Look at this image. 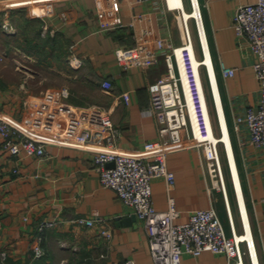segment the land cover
Segmentation results:
<instances>
[{"label":"crops","instance_id":"crops-1","mask_svg":"<svg viewBox=\"0 0 264 264\" xmlns=\"http://www.w3.org/2000/svg\"><path fill=\"white\" fill-rule=\"evenodd\" d=\"M115 1L16 0L9 8L13 30H4L11 40L6 49L14 67L7 78L0 73V116L31 121L33 133L43 135L61 132L68 112L94 106L109 112L119 129L117 144L121 150L138 152L146 140L156 138V121L143 110L149 104L148 85L166 74V62L162 55L147 69L124 67L118 62V52L134 44V35L127 24L129 9L119 10ZM250 1L253 0H198L251 228L252 249L256 250L255 263L264 264V145L248 142L243 123L235 128L236 116L259 98V83L253 69L256 57L232 26L238 5ZM183 2L185 9L192 11L188 0L189 9ZM131 8L132 12L152 13L156 28L170 37L173 46L181 44L184 22L188 23L192 17L180 21L178 12L167 9L162 0H146ZM3 13L0 6V23ZM34 19L41 29L46 28L44 35L40 29L46 43L41 45L37 30L29 39L30 47L13 42L20 36L27 39L25 28ZM2 55L5 57L6 53L0 49V59ZM44 59L49 72L62 74L59 85L35 87V81L41 83L44 79L34 67ZM21 61L25 64L21 65ZM222 63L235 67L234 75L223 76ZM17 70L21 72L19 80L16 75L13 77ZM36 77L39 79L35 80ZM104 79L111 81L110 90L101 87ZM204 84L208 86L205 74ZM62 87L69 90L67 97L60 95ZM123 92H127V99L122 98ZM46 99L57 102L51 120L40 111ZM207 101L214 133L219 135L211 91ZM45 150L46 156L42 158H18L2 149L0 137V264H110L126 258H132L136 264H154L144 223L115 191L100 184L93 150L53 141L46 142ZM201 156L199 147H187L167 156V166L175 174L171 193L180 210L176 221H186L194 209L214 205L229 232L223 193L215 179L210 180L203 170ZM223 164L227 199L235 227L241 231L239 199L225 157ZM152 201L156 209H166L163 178L152 181ZM90 218L91 225L81 221ZM41 219H55L56 223L43 233L44 254L35 258L31 245L36 223ZM181 264H229V261L224 254L205 250L197 256L183 254ZM243 264H250L247 254Z\"/></svg>","mask_w":264,"mask_h":264},{"label":"built area","instance_id":"built-area-1","mask_svg":"<svg viewBox=\"0 0 264 264\" xmlns=\"http://www.w3.org/2000/svg\"><path fill=\"white\" fill-rule=\"evenodd\" d=\"M15 1L0 0V6L4 8L3 20L0 24L5 31L13 30V25L9 20V8ZM144 1L146 0L115 1V6L119 10H122L123 7L129 9L130 19L127 24L132 28L134 35V44L123 47L118 52L117 58L124 67L139 66L147 69L159 56L164 57L167 66L166 74L148 85L149 104L143 110L144 114L154 117L157 137L146 140L138 152L123 151L117 144L119 129L113 123L109 112L91 106L78 112H68L61 132H48L43 135L33 133L31 121L26 123L18 119L0 116L2 149L18 158L46 156L45 144L47 141L68 143L93 150L94 169L98 174L100 184L115 191L117 196L131 207L134 215L144 223L149 251L154 264H181L183 254L197 256L205 250L224 254L228 258L229 264L243 263L244 256L247 254L250 264H256L254 260V257L257 259L256 250L253 253L249 240L237 235V233H246V221L240 201L242 229L238 231L227 199L222 151L219 145L222 143L213 130L204 84L205 74L217 110L220 127L218 108V99L220 102V98L218 93V97L216 95L209 68L206 64L200 63L197 75L194 72L192 59L186 48L187 44L194 47V43L189 23L185 22V33L180 49L186 87L196 120L197 130H195L183 76L177 63V46H173L170 37L162 34L156 28L152 13L131 11L133 5ZM162 1L167 9L176 10L180 17L182 8L171 6L168 0ZM188 2L190 8L194 6L193 0H188ZM199 17L204 30L201 13H199ZM189 19L194 20L201 51L204 55V43L201 38L198 18L195 16ZM232 26L236 35L246 41L256 57L253 69L259 83L257 103L247 105L244 111L236 116L235 128L238 129L239 125L243 123L248 131V142L254 146H261L264 145V0H253L238 5L233 15ZM45 33L46 28L42 27L41 34ZM205 42L207 45V39ZM196 56L200 61H203L197 52ZM221 71L225 77L232 76L235 73V67L222 63ZM214 81L216 86L215 75ZM101 87L110 90L112 83L110 80L104 79L101 82ZM68 94L67 87L60 89L62 97H67ZM201 95L206 99L205 107H203ZM121 96L123 99L128 98L127 92H123ZM55 105H57L56 100L46 99L40 111L45 114L47 119L51 120L53 111L56 110ZM208 122L212 126L210 130ZM187 147L201 149L203 170L210 180L215 179L223 193L229 232L226 231L214 205L194 209L186 221H176L180 216V210L176 207L175 197L171 193L175 184V174L167 166V156L171 152ZM13 172H17V168H13ZM155 178H163L166 184L167 207L163 210L156 209L153 205L152 181ZM81 221L87 225L93 224L91 218L81 219ZM247 222L249 224L248 219ZM55 223V219H41L36 223L31 245L33 257L39 258L44 254L43 233L52 228ZM102 233L109 235L107 231H102ZM1 255L4 256V253ZM110 264L136 263L132 258H126L114 260Z\"/></svg>","mask_w":264,"mask_h":264},{"label":"bare ground","instance_id":"bare-ground-1","mask_svg":"<svg viewBox=\"0 0 264 264\" xmlns=\"http://www.w3.org/2000/svg\"><path fill=\"white\" fill-rule=\"evenodd\" d=\"M168 2H169V4L171 6L182 8L181 15H180V17H181L180 21H184V17L188 18V16H190V15H192V17H189V18H194L195 16L198 18V21L200 23L199 27H200L201 38H202V41L204 43V55L202 54V58H201L203 61H200L196 57V55H195L196 50L193 49L194 47L192 45H188L187 44L186 48L189 50V54H190L191 59H192L193 70L196 73V75H197V71L199 70L198 65L200 63L201 64H206L208 66L209 71H210V75H211V79H212V81L214 83L215 92H216V95H217V88L215 86V81H214L213 65H212V62H211V56H210V52H209L208 46L206 45V42H205L206 34H205V32H204V30L202 28V24L200 22V17H199L200 10H199V2H198V0H193L194 6L192 7V11L191 10L187 11L185 9L183 0H168ZM185 22H186V20H185ZM185 22H184L183 33H185ZM192 57H194V58H192ZM176 58H177V63H178L179 69H180L181 74H182L183 79H184L183 82H184L185 92H186V95H187V101H188V105H189V110H190V113H191L192 123H193V126H194L195 130H197L196 120H195V116H194V112H193L194 111L193 110V105H192V102L190 100V96H189V93H188L187 87H186V78H185V74H184V66L183 65L181 66V63L183 64V58H182V51L180 49V45H178L177 48H176ZM198 83L200 84L199 81H198ZM217 97H218V95H217ZM201 100H202L203 107H205L206 106L205 105L206 104V99L203 98L202 95H201ZM218 108H219V111H220V121H221V126L219 127L220 134L218 135V137H219L218 140L221 141V143L223 145V149H224V151L226 153V162L228 164V169H229V172L231 174L232 181L234 183V187L236 188V191H237V194H238V199L240 201V204H241V207H242V211H243V215H244V218H245V221H246V233H241V234L237 233V235H240V237H242L243 239H248L250 244H251V250L253 251L252 247H254V242H253V238H252L251 228H250V225L247 222L248 216H247V213H246L244 199H243V196H242V190H241V186H240L238 171H237L236 164H235V159H234V155H233V151H232V145H231V141H230V137H229V132H228V129H227V125H226V122H225V119H224V114H223L219 99H218ZM208 127H209V130L212 128V126L209 125V122H208ZM215 137H216V135H215ZM213 181L214 180H212V182ZM225 187H226V185H225ZM229 207H230V205H229ZM254 251H255V248H254ZM254 251H253V253H255ZM254 260H255V257H254ZM238 264H243V263H238Z\"/></svg>","mask_w":264,"mask_h":264},{"label":"rangeland","instance_id":"rangeland-1","mask_svg":"<svg viewBox=\"0 0 264 264\" xmlns=\"http://www.w3.org/2000/svg\"><path fill=\"white\" fill-rule=\"evenodd\" d=\"M185 4H186V8L189 9L187 0H185ZM188 22H189L190 32H191V35L193 38L195 50H196L198 56L202 57V51H201V47H200V43H199L198 34H197V30L195 27L194 20L189 19ZM27 26H28V28H25V29H27L26 30L27 39L24 40V37L22 38V36H20V39H17V41L13 40V42H16L17 44H19V43H23V44H27V45L30 44L29 47L32 45L31 44L32 42L30 40H32L31 38H33L34 32L37 30L38 31L37 34L40 35V29L41 28H40V25L36 19L32 20V22H30V23H27ZM13 27H14V25H13ZM20 27H22V26H20ZM7 36H8L7 33L4 31V29L1 27V24H0V49H1V52L6 53L5 57L2 55V59H0V73L3 74L5 78L9 77L13 73L12 72V65L14 67V64L11 63V58H10L11 56L7 53L8 50L6 49V47H7L6 43H8V41H11V40H8V38H6ZM40 37L42 38V40H40V43H41V45H43V43L46 41V39L42 35H40ZM43 39H45V40H43ZM48 47H49V45H48ZM46 54H47V52H46ZM45 59H44V61L40 62L39 66L34 67L36 70L37 69L39 70L40 78L44 79L43 82H41V83H39V82L37 83L38 80L35 81L34 82L35 87L43 86V84H51V85L53 84V85L57 86L63 80L62 74L49 72L48 69H46V67H47L46 65H49V64H47V62H45ZM20 64L21 65L25 64V62L21 61ZM21 68L22 67L20 66L19 69H21ZM61 70H63V69H61ZM15 75L18 78L17 80H19V78H21V72L19 70H17V72L14 73L13 77H15ZM36 79H39V77H36L35 80ZM205 88H206L207 94H209L210 93L209 87L206 85ZM219 145L221 148H223L222 144H219ZM223 156L226 158L225 153ZM224 167H225V165L223 164V171L225 170V172H226V169Z\"/></svg>","mask_w":264,"mask_h":264},{"label":"trees","instance_id":"trees-1","mask_svg":"<svg viewBox=\"0 0 264 264\" xmlns=\"http://www.w3.org/2000/svg\"><path fill=\"white\" fill-rule=\"evenodd\" d=\"M222 152H223V151H222ZM222 152H221V154H222V161H223V157H224L223 155H224V154H223Z\"/></svg>","mask_w":264,"mask_h":264}]
</instances>
